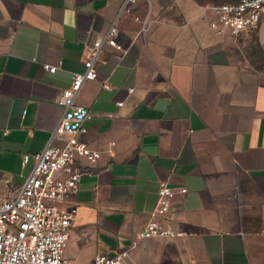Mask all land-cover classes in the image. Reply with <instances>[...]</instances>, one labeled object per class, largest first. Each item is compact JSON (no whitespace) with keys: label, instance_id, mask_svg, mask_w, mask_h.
Returning a JSON list of instances; mask_svg holds the SVG:
<instances>
[{"label":"crops","instance_id":"1","mask_svg":"<svg viewBox=\"0 0 264 264\" xmlns=\"http://www.w3.org/2000/svg\"><path fill=\"white\" fill-rule=\"evenodd\" d=\"M123 1L0 0V197L30 174L24 155L49 143L71 74L117 21L126 51L117 60L105 47L76 99L89 112L80 138L101 157L82 160L88 172L63 204L77 211L66 257L94 264L128 250L132 264H264V71L247 55L254 34L210 27L213 5L238 0H139L118 17ZM161 180L187 189L160 219L181 234L133 245Z\"/></svg>","mask_w":264,"mask_h":264},{"label":"built area","instance_id":"2","mask_svg":"<svg viewBox=\"0 0 264 264\" xmlns=\"http://www.w3.org/2000/svg\"><path fill=\"white\" fill-rule=\"evenodd\" d=\"M138 1L124 0L118 17L132 13ZM211 9L215 17L210 21V27L220 35L227 33L231 38H237L242 34L258 35L262 31L264 0H238L213 5ZM150 22L149 19L144 20L143 30L149 28ZM119 33L117 21H114L105 37L94 40L89 46L84 70L71 74L69 87L57 100L64 113L49 143L34 155H24L25 164L33 161L30 174L15 193L6 198L0 197V264H74L66 257V247L77 211L63 204L78 193L80 181L88 172L82 160L94 164L101 157L100 151L92 149L80 138L86 131L84 122L89 112L78 105L76 99L86 81L98 78L97 64L105 47L116 48L119 51L116 58L121 59L126 50L118 41ZM43 68L46 72L56 73L59 67L44 63ZM105 86L109 88V85ZM58 138H64L63 145H52ZM178 192L184 194L187 189L182 187L177 190L167 181L159 182L156 209L137 233L133 245L139 239L181 234L160 221L169 212ZM128 258V250L115 255L98 254L94 264H132Z\"/></svg>","mask_w":264,"mask_h":264},{"label":"rangeland","instance_id":"3","mask_svg":"<svg viewBox=\"0 0 264 264\" xmlns=\"http://www.w3.org/2000/svg\"><path fill=\"white\" fill-rule=\"evenodd\" d=\"M247 55L251 63L264 71V37L260 35H253L247 39Z\"/></svg>","mask_w":264,"mask_h":264},{"label":"water","instance_id":"4","mask_svg":"<svg viewBox=\"0 0 264 264\" xmlns=\"http://www.w3.org/2000/svg\"><path fill=\"white\" fill-rule=\"evenodd\" d=\"M264 33V24H263V27H262V31H261V34Z\"/></svg>","mask_w":264,"mask_h":264}]
</instances>
